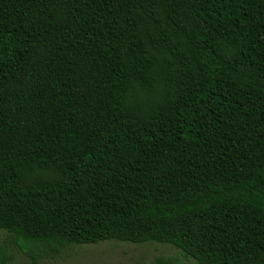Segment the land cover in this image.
I'll use <instances>...</instances> for the list:
<instances>
[{"label":"trees","instance_id":"1","mask_svg":"<svg viewBox=\"0 0 264 264\" xmlns=\"http://www.w3.org/2000/svg\"><path fill=\"white\" fill-rule=\"evenodd\" d=\"M152 9L0 0V264L106 242L264 264V0L183 4L160 92Z\"/></svg>","mask_w":264,"mask_h":264},{"label":"rangeland","instance_id":"2","mask_svg":"<svg viewBox=\"0 0 264 264\" xmlns=\"http://www.w3.org/2000/svg\"><path fill=\"white\" fill-rule=\"evenodd\" d=\"M187 1L148 0L154 14L150 10L141 13L144 36L153 48L152 58L157 71L152 83L158 92L171 87L174 75L181 76V66L186 52L183 27L178 21L183 20L181 7L183 4L185 6ZM160 257L174 258L177 264H197L184 259L177 250L169 246L118 242L77 247L57 258L44 260L40 264H151ZM13 264L32 263L18 255Z\"/></svg>","mask_w":264,"mask_h":264}]
</instances>
